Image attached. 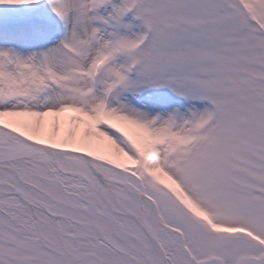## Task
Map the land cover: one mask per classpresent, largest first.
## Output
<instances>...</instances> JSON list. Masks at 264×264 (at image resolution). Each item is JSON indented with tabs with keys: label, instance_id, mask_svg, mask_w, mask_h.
Segmentation results:
<instances>
[{
	"label": "snow or ice",
	"instance_id": "snow-or-ice-1",
	"mask_svg": "<svg viewBox=\"0 0 264 264\" xmlns=\"http://www.w3.org/2000/svg\"><path fill=\"white\" fill-rule=\"evenodd\" d=\"M0 264H264V0H0Z\"/></svg>",
	"mask_w": 264,
	"mask_h": 264
}]
</instances>
